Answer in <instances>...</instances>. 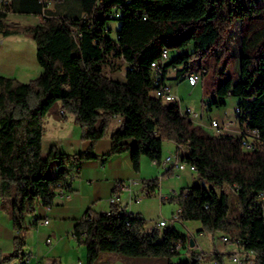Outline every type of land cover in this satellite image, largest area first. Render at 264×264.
<instances>
[{
    "label": "trees",
    "instance_id": "trees-1",
    "mask_svg": "<svg viewBox=\"0 0 264 264\" xmlns=\"http://www.w3.org/2000/svg\"><path fill=\"white\" fill-rule=\"evenodd\" d=\"M54 1L51 8L50 0H9L0 10V33L30 35L43 69L29 82L0 77V191L15 229L27 231V216L41 205H53L58 183L64 181L71 190L66 166L98 159L94 144L121 116L104 157L130 151L139 171L145 155L162 160L165 141L188 146L184 159L196 166L199 183L184 188L191 189L188 194L181 191L162 201L179 204L180 222L198 221L202 233L227 234L240 248L254 251L253 263L264 264V5L259 0ZM9 13L36 15L41 23L14 28L7 23ZM112 20L120 22L115 37ZM234 37L239 54L229 45ZM165 50L170 54L166 72L181 66L177 77L206 68L200 82L204 106H225L228 96L237 99L243 133L211 134L185 116L178 103L154 96L151 64ZM118 59L127 63L125 80L105 72ZM59 103L62 118L73 115L82 127L90 151L68 154L53 145L44 154V119ZM247 129L260 134L255 150L242 144ZM52 162L60 170L48 176ZM145 184L150 195L159 178ZM225 187L237 193L236 215ZM74 235L87 246V264H96L107 252L166 257L169 264H205L207 258L190 249L188 258L173 261L180 253L173 246L183 239L187 248L186 236L170 226L147 232L145 218L116 205L110 214L88 212ZM22 248L23 238L16 236L14 253L0 257V264L20 257ZM216 258L221 264L219 254Z\"/></svg>",
    "mask_w": 264,
    "mask_h": 264
},
{
    "label": "crops",
    "instance_id": "crops-1",
    "mask_svg": "<svg viewBox=\"0 0 264 264\" xmlns=\"http://www.w3.org/2000/svg\"><path fill=\"white\" fill-rule=\"evenodd\" d=\"M54 6L55 1L50 0V7L54 8ZM7 23L14 28L26 27L41 23V19L36 15L9 13ZM42 72L43 69L38 61L37 44L30 35L23 32L10 35L0 33V77L17 78L20 81L29 82ZM167 76L172 88L173 83L183 80V77L174 75L172 68L168 69ZM57 105V109L48 113L44 119L43 152L47 154L53 145H57L61 152L68 154L90 151L91 143L80 137V127L75 124L74 116L67 115V118L63 119L60 103ZM122 120L121 116L114 117L106 135L94 144L92 152L99 156L98 159L72 162L66 166L71 176V190L68 194H58L50 210L41 205L34 214L28 215L27 222L30 227L27 231L20 232L15 229L9 209L3 203L0 191V257L14 253L16 236L23 238L21 256L4 264H87V246L77 241L74 229L88 212L102 213L112 208L109 199L116 193L118 201L115 205L121 211L140 214L145 218L153 206H159L162 211L161 205L164 202L161 195L164 191L171 190L175 195H178L184 188L193 187L199 183L197 173L194 174L188 169L176 171L172 167L165 170L154 165L146 155L142 158L139 171L134 168L130 151L104 157L111 151L112 135L120 128ZM223 126L226 131L238 129L239 124L230 121ZM241 130L235 131L240 132ZM177 150L178 146L174 142L165 141L163 157L174 154ZM59 170L60 167L55 164L52 167L51 176L57 175ZM154 178H159V186L149 195V189L145 182ZM119 183H126L129 188L118 189L117 184ZM136 198H139V201H136ZM261 200L264 201V196ZM173 205L171 217L180 209L178 203H173ZM46 218L50 219L49 223L44 222ZM169 222L170 227L195 242L194 247L187 245L185 248L186 258L189 257L190 249H192L207 256L205 264H214L215 261L219 264L216 254L221 257V264H235L232 256L237 251L241 252L242 248L232 240L224 242L222 240L223 233L211 234L215 246L212 250L209 239H202L198 243L194 230L187 228V231L184 232L177 228L180 221L173 224ZM181 223L195 224V230L201 235L210 234L200 232L202 225L198 221ZM159 228L147 226L146 231L151 232L153 229ZM49 238L51 239L50 243L48 242ZM200 244L206 245L207 249L200 247ZM27 257L30 258V261L25 263ZM155 258L156 260H152V258L129 257L107 252L101 254L96 264H166L159 258Z\"/></svg>",
    "mask_w": 264,
    "mask_h": 264
},
{
    "label": "rangeland",
    "instance_id": "rangeland-1",
    "mask_svg": "<svg viewBox=\"0 0 264 264\" xmlns=\"http://www.w3.org/2000/svg\"><path fill=\"white\" fill-rule=\"evenodd\" d=\"M259 2L264 5V0H259ZM110 26L113 29L111 35L113 37H115L117 35L116 29L120 26V22L118 20H112L110 22ZM234 40H235V37L232 40L230 39L229 45L231 46V48H233V50L236 54H239V49L236 45V41H234ZM191 50H192V48H189L187 50L181 51L180 53L182 54L186 51H191ZM175 56H176V54H172L170 56V58H173ZM126 68H127V63L121 59H118V60H115L111 66L106 68L105 72L109 77H112V78H115L118 80H125ZM179 69H181V66H178L177 69L176 68L174 69V75L176 74L177 70H179ZM173 89H174V92L178 95V97L180 99L179 105H180L181 110L183 112H186V110L188 108H191L194 113L196 112L197 116H195L193 113L191 119L194 120L195 122L203 123L204 124V126H203L204 130H206L207 132H209L211 134L220 133V132H227L229 134H239L238 131L241 128L240 126L238 127V129H234V130L231 129V130H226V131L222 128L217 129V128L210 127V123H211L212 119H216L219 122L220 126H223V124L230 122V121H234L235 123H239L238 114L236 112L237 99L235 97H233V96L226 97L225 98L226 105L222 106V107H218L216 105L204 106L202 104L203 97H202L201 83L194 86V87H191L187 83V81L184 80V78H183V80L181 79L179 82L173 83ZM189 93H191V94H189ZM57 107H58V105L56 104L53 107V111L55 109H57ZM74 122H75V120H74ZM75 124H77V123L75 122ZM79 127H80V131H81L80 137H82V127L80 125H79ZM235 130H238V131H235ZM53 164H54V162L51 163L50 167L48 168V170L46 172V174L48 176L51 175V170H52ZM157 167H160V166H157ZM191 172H193V171H191ZM193 173L196 174V172H193ZM223 190L229 196L230 206H231V214L236 215L238 212L237 205H236V199H237L236 191L231 187H225ZM163 194L166 195L167 198L172 196L173 194L175 195V193H173L171 190H166V191H164ZM262 194H264V192ZM261 197H263V196H261ZM173 203H177V202H171V201L164 202L161 205L162 211H160L159 206H153L152 208H150V210L148 211V213L145 216L146 227L148 226V227H152V228L153 227L157 228L158 219L167 218L168 220H170L172 218L171 217V215H172L171 210H172V208H174ZM169 226L170 225L168 224L167 226L160 227L159 229H160V231L161 230L164 231ZM177 228H179L180 230H182L184 232L187 231V228L194 230L195 234L197 235L198 243H200V240H202V239H209L211 241L212 250H214L215 246L213 243L214 242L213 236L211 234H208V235L199 234L198 231L195 230L196 229L195 224L191 225L188 223L183 224V223L179 222L177 224ZM199 246L207 249L206 245H204V244L203 245L200 244ZM199 251H201V250H199ZM149 259H151V258H149ZM159 259L166 262V264H169L168 258L159 257ZM180 259H186L185 248H182L180 253L176 254L173 257V261H179ZM152 260H156V258L152 257Z\"/></svg>",
    "mask_w": 264,
    "mask_h": 264
},
{
    "label": "built area",
    "instance_id": "built-area-1",
    "mask_svg": "<svg viewBox=\"0 0 264 264\" xmlns=\"http://www.w3.org/2000/svg\"><path fill=\"white\" fill-rule=\"evenodd\" d=\"M44 3L49 2V0H41ZM9 0H0V10H3L4 5L6 3H8ZM119 14L117 13V16ZM44 17L47 18L49 17L46 13L44 14ZM169 51L165 50L163 52L162 58L159 60L154 61L151 64V76H152V80H153V85H154V91L153 94L155 97L161 99L164 102H176V103H180V99L178 97V95L173 91L172 88V84L169 81V78L167 76V68H166V63L169 60ZM206 68H195L189 72H187L184 75V80L187 81V83L191 86L194 87L198 84H200L203 74L205 72ZM191 94V93H189ZM181 109V108H180ZM181 112L187 116L188 118L191 119L192 115H193V111L191 108H188L186 110V112H183L181 110ZM236 112H240L239 108H236ZM195 116H197V113H194ZM192 120V119H191ZM194 121V120H193ZM195 122V121H194ZM198 125L204 126L203 123L200 122H195ZM230 126V124H229ZM210 127L212 128H217V129H224L225 126H220L219 122L215 119L211 120L210 123ZM239 133H243V130H241ZM246 138L243 139V146L247 149V150H255L257 147V142L260 140V134L258 132V130L253 129V130H246ZM189 147L188 146H178V150L176 153L168 155L166 157H163L161 161L154 159L152 161V163L156 166H160L165 168L166 170H168L170 167L176 169V170H185V169H189L190 171L196 172V166L187 162L184 159V155L189 153ZM66 183L60 182L58 183L59 189H58V194L64 195V194H68L69 190L65 189ZM117 188L118 189H128L129 186L126 183H119L117 184ZM191 191V189L187 188V189H183L182 192L184 194H188ZM261 196H264V194H261ZM167 196L162 194L161 195V199H166ZM263 198V197H261ZM260 198V199H261ZM133 199V197H132ZM110 203L113 205H115L118 201V195L115 193L113 194L110 199H109ZM136 201H139V198H136ZM45 208L47 210H50L52 208L51 205H46ZM107 214L111 213V208L109 210L106 211ZM181 213V209H179L170 220L167 219H161L158 221L157 226L158 227H164L168 225V222L170 221L172 224L176 221H179V215ZM45 223H49L50 219L46 218L44 220ZM222 240L224 242H229V236L227 234H224L222 236ZM48 242H51V239H48ZM183 239H180L179 241L176 242V244L173 246L172 250L176 251V252H180L181 249L183 248ZM187 245L190 246V239H187ZM235 243H238V241H236ZM253 255H255L254 251H252V255H242L241 253H239V251H237L233 256H232V260L235 264H245L247 262V264H255L253 263ZM30 261V258L27 257L25 259V263H28ZM218 262H214V264H217ZM41 264V263H39ZM47 264V263H44Z\"/></svg>",
    "mask_w": 264,
    "mask_h": 264
},
{
    "label": "bare ground",
    "instance_id": "bare-ground-1",
    "mask_svg": "<svg viewBox=\"0 0 264 264\" xmlns=\"http://www.w3.org/2000/svg\"><path fill=\"white\" fill-rule=\"evenodd\" d=\"M229 241H230V238H229ZM234 242H236V241H234ZM237 244H238V243H237ZM241 252H243V253H241ZM241 252L239 251V253H241V254H243V255H249V254H252V251H246V250H244V249H242Z\"/></svg>",
    "mask_w": 264,
    "mask_h": 264
},
{
    "label": "water",
    "instance_id": "water-1",
    "mask_svg": "<svg viewBox=\"0 0 264 264\" xmlns=\"http://www.w3.org/2000/svg\"><path fill=\"white\" fill-rule=\"evenodd\" d=\"M204 185V184H203ZM190 246L191 247H194L195 246V242L193 241V240H191V242H190Z\"/></svg>",
    "mask_w": 264,
    "mask_h": 264
}]
</instances>
